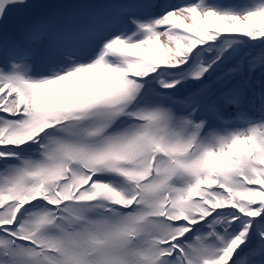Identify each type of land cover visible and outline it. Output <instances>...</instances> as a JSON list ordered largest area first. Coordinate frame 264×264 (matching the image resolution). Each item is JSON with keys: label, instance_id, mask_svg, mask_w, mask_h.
Instances as JSON below:
<instances>
[{"label": "snow or ice", "instance_id": "1", "mask_svg": "<svg viewBox=\"0 0 264 264\" xmlns=\"http://www.w3.org/2000/svg\"><path fill=\"white\" fill-rule=\"evenodd\" d=\"M0 264H264V0H0Z\"/></svg>", "mask_w": 264, "mask_h": 264}, {"label": "bare ground", "instance_id": "2", "mask_svg": "<svg viewBox=\"0 0 264 264\" xmlns=\"http://www.w3.org/2000/svg\"><path fill=\"white\" fill-rule=\"evenodd\" d=\"M61 2V0H54L49 4H57ZM179 2H182V0H180ZM51 9L48 8H36L33 10H29L26 12H19V13H14L12 18L9 20L8 22V29H9V33L13 34L15 32H17V29L20 25L19 22L21 21L23 24H25L30 18H31V14H33V12L37 13V12H46V11H50Z\"/></svg>", "mask_w": 264, "mask_h": 264}, {"label": "water", "instance_id": "3", "mask_svg": "<svg viewBox=\"0 0 264 264\" xmlns=\"http://www.w3.org/2000/svg\"><path fill=\"white\" fill-rule=\"evenodd\" d=\"M54 0H34L35 3L37 4H49Z\"/></svg>", "mask_w": 264, "mask_h": 264}, {"label": "rangeland", "instance_id": "4", "mask_svg": "<svg viewBox=\"0 0 264 264\" xmlns=\"http://www.w3.org/2000/svg\"><path fill=\"white\" fill-rule=\"evenodd\" d=\"M179 1H180V0H175V2H179ZM33 14H35V12H33ZM33 14H31V16H32ZM18 25H20V26L18 27L17 31H18V30H19L24 24L20 21Z\"/></svg>", "mask_w": 264, "mask_h": 264}]
</instances>
